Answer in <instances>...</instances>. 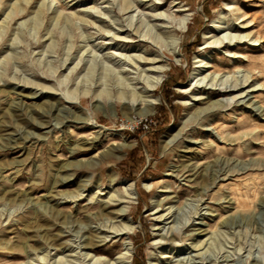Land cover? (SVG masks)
<instances>
[{
  "label": "rangeland",
  "instance_id": "374dc122",
  "mask_svg": "<svg viewBox=\"0 0 264 264\" xmlns=\"http://www.w3.org/2000/svg\"><path fill=\"white\" fill-rule=\"evenodd\" d=\"M120 2L0 0V264H65L57 262L59 255L75 260L86 249V224L104 219L96 216L101 201H63L61 195L76 193L86 178L84 194L100 186L107 190L112 184L108 172L117 177L115 189L121 191L126 179L137 190L129 210L137 224L130 233L131 264H150L157 250L173 245L182 252L175 248L167 259L186 257L189 249L183 244L196 236L190 233L196 226L191 220L200 203L207 232L196 238L211 235L204 247L208 258L264 264V0H137L127 12L119 10ZM230 2L240 9H226ZM178 4L188 9L178 11ZM222 10L225 19L236 23V31L257 39L230 45L227 53L209 45L206 33H218L212 24ZM155 12L165 15L155 18ZM183 13L187 25L172 31L179 37L177 54L165 46L161 53L158 44L127 23L133 14V23L140 17L158 24L152 32H165ZM235 13L242 16L236 19ZM157 53L165 70L150 92L155 103L115 98L119 85L142 89L145 75L139 69L147 64L138 56ZM197 57L212 63L207 71L224 78L250 74L252 103L203 110L221 95L203 88L205 81L194 85ZM30 80L55 88L34 93L23 86ZM193 93L199 97L191 99ZM141 117L149 128H132ZM41 120L52 123L50 130L40 126ZM15 138L17 144H7ZM188 165L198 168L197 175L185 171ZM214 172L218 177L213 179ZM68 174L69 179L56 184ZM157 201L162 207L154 213ZM169 205L173 220L166 225L180 220L182 225L173 241L160 246L153 243L158 236L155 216ZM103 234L93 235L95 248H87L113 257L122 237L107 233L104 239ZM248 250L260 260L247 256ZM49 251L51 258L42 260Z\"/></svg>",
  "mask_w": 264,
  "mask_h": 264
},
{
  "label": "bare ground",
  "instance_id": "6f19581e",
  "mask_svg": "<svg viewBox=\"0 0 264 264\" xmlns=\"http://www.w3.org/2000/svg\"><path fill=\"white\" fill-rule=\"evenodd\" d=\"M136 1L137 0H121L119 10L123 12L129 11L136 4ZM176 9L178 11L187 10L188 7L182 4H178V7ZM226 9L239 10L240 6L238 4H233L230 2V3H227ZM225 14H226L225 11L222 10L219 16L213 21V24H212L214 30H216L218 33L220 32L221 34L217 33V34H212L210 36V34L206 33L207 34L206 37H211V39L207 41L209 45H212L216 47L217 49L223 47L224 48L223 53H227L226 52V50H228L227 47H229L230 45H236L239 42H247V40L252 41V40L257 39V38L251 39L250 37H248L249 35L248 33H244V32L242 33L240 32L241 30L236 31V28H237L236 23L230 21L229 18L225 19ZM163 15H165L163 12H155L152 14V16H155V18L159 16H163ZM240 16H242V13H235L236 19H238ZM133 17L134 15L131 14L130 19L128 20L129 22L127 21V23L130 27L132 26V28L134 29L136 33L143 36L144 37L143 39H150V41H153L154 43L158 44L161 51H162V47L165 46L170 51V53H173V54L178 53L179 37L172 31L175 29H178V30L184 29L188 21L187 14L183 13L182 15L178 17V21H177L178 24L176 26L173 27L172 25H166L169 28L165 32L164 31L152 32V29L155 27H158V24L151 23L150 25L146 21H144L143 18H140V17L135 18V22L133 23ZM239 21H242V18ZM241 23H243V26H244V23L245 25H247L246 23H248V21L241 22ZM143 24L147 25V28L145 30H142V27H144ZM121 26L122 24H119V27H117L116 31L113 33V36L116 39L119 38V33L117 32L122 30ZM121 39L123 38H120V40ZM163 51L161 53H163ZM161 56L162 55L159 53L154 54L152 57H144L142 55H139L138 58L139 59L144 58V61L147 64V67L139 69V71L141 70V72H144L142 74H144L145 76L142 78L144 79L145 85L143 84V87L140 91L136 90L135 85L134 86L129 85V84H123L121 86L119 85L115 87L116 89L113 91L114 92L113 95L115 96V98L120 99L125 102L127 101V103L129 102L130 104H138L139 102H142V101L146 103L147 105H152L153 103H155L156 97L155 98L152 97L150 92L155 89V87L160 83V81L163 78V74L165 70V63L161 61L163 59ZM195 61H197L198 64H196V68H195L197 70V73L195 75L197 76L196 77L197 79L194 82V85L199 86L200 82L205 81V84H203V88L205 87L210 88L212 92H218V94L221 95V97L217 98L216 100H213L212 104L204 108L203 110L208 109L211 111V109H213L214 107H217L218 109L220 106L226 105L230 102L242 103L243 105H249L252 103L250 100L249 94L251 91H253V89H255V85L250 82V74L241 73V74H235L234 76H231V77L224 78L221 74H218V72L215 70L207 71L208 68L213 65L208 60H204V57H197ZM26 84H23V86H29L30 88H33L34 93H38L42 91H51L52 89L55 88L54 86H50L44 82H38V81H33V80L28 81ZM191 85L192 84L184 86V88L187 89ZM195 86H192V87H195ZM82 93L86 94L88 93V90L84 89ZM95 96L96 98L97 96H100L99 91ZM198 97L199 96H197L196 93H193V96H191V99L198 98ZM184 102L187 104L189 103V100L186 99L184 100ZM256 108H259V107H256ZM81 119L82 121H86L84 117H82ZM89 123H92V122H89ZM40 126L47 127L49 128L48 130H50V128L52 127V123L49 122L48 120H44V121L41 120ZM97 130L100 131V129H97ZM97 138H98V135H96L89 143L95 144V142L97 141ZM17 143L18 142L16 138L12 139V141H10V139L7 141V144H11V145H14ZM70 150L73 151V149H70ZM100 156L101 154H99V157ZM95 163L96 162L93 159H91V161L89 162L90 167L91 168L94 167ZM66 165L68 164L66 163ZM66 165L64 166L67 167ZM185 171H188L190 175H197L198 168L195 165L193 166L188 165ZM108 177L110 179L109 181L110 184L111 183L112 184L110 188L107 190H104V187L100 186L98 187V189L94 190L92 194H90L89 196L88 194H84L85 187L88 185V180H89V178H86V179H83L81 182H79L78 184L79 188H78V191H76V193L61 195V198H63V201H67V200L74 201V200H79L85 197L89 198L90 202L93 199L100 200L101 202H100L99 213L96 214V216L98 219L99 217L104 218V219H102V221L96 223L93 226L90 225L89 223L86 224L88 226V231L90 235L86 237L87 244H85L86 245L85 251H81L79 252L80 253L79 255L77 254L78 256H74L75 260L73 259L71 260L70 258H68V256L66 257V256L59 255L56 258L58 263L64 262L65 264H131L130 256L132 252L133 238L130 233L136 227L137 224H136V221H134L131 218L129 214L130 213L129 210H130L131 201L134 200V198H136L137 190L132 180L123 179L121 180V183L123 184L122 186L123 189L119 191L115 189L113 186L117 178L115 174H113V172H108ZM212 177L214 179L215 177H218V174L214 172ZM67 179H69V174L62 176L60 177V179L56 180V184L60 185L63 181ZM202 204L203 203H200V206H199L200 209L204 207V206H201ZM109 205H112L113 209H107ZM159 205L162 207V203H159L157 201V205H156L157 207L154 210V213L159 211V209H157ZM200 209L197 210L195 213L193 212L194 214L192 215V220H191V224L196 225V226L190 233L195 234L196 236L191 241H189V243L183 244L186 251L189 249L187 256L186 257L185 255L178 256L174 260L167 259L168 257L171 256V253L173 252V250L175 248H178L177 245L176 246L173 245L172 247L167 248L166 250H163V251L157 250V254L155 252V256L150 258V264H234L230 262L227 263L229 258L228 259H226V257L220 258L219 256L218 257L215 256L214 258H208V255L205 254L207 247L206 248L204 247L205 245L210 243L208 239L211 237V235L196 238L198 235H203V234H206L207 232L204 229V227L202 228V226L205 224V222L202 221L201 219L203 218L202 214H204V212H200ZM173 213L174 211L172 209V205H169L165 208L164 211L158 213L155 216L157 219V222L155 223V226L153 229L156 230L155 234L158 236H156L153 239V243L161 246L164 243H170V241H173L174 239L173 236L176 235L175 230L179 228L180 225H182L181 220L177 222L176 224L172 223V224L166 225L168 221L173 220V219L169 220V218L173 215ZM57 216L59 217V219L62 218L63 220L67 218L66 215L64 216L62 214H58ZM233 220L232 222H230L231 224L233 223ZM227 223L229 222L228 221L224 222V224L226 225ZM102 232L104 234L110 233L115 237L116 236H118L119 238L122 237V240H121L122 247L118 251V253L113 257L109 256L108 254L95 253L91 249H89L90 247L95 248V246H93L94 242L91 241L94 238L93 235L100 236L99 234ZM104 234H103V238L105 239L106 235ZM211 243H212V240H211ZM241 248H242L241 246L238 247V252L240 251ZM175 251H178L177 254L182 252L181 248L175 249ZM246 254L247 256L251 255V257L257 261L260 260L259 257L252 254L250 250H248ZM50 256H51L50 251L46 252L42 256V260H49V258H51ZM56 260L54 259V261ZM163 260H168V261H163ZM240 264H243V263H240Z\"/></svg>",
  "mask_w": 264,
  "mask_h": 264
},
{
  "label": "built area",
  "instance_id": "2783aa9c",
  "mask_svg": "<svg viewBox=\"0 0 264 264\" xmlns=\"http://www.w3.org/2000/svg\"><path fill=\"white\" fill-rule=\"evenodd\" d=\"M138 125H142V127L145 129L149 128V122L147 121V119H143L142 117L139 119H136L135 122L132 125L133 127H138Z\"/></svg>",
  "mask_w": 264,
  "mask_h": 264
},
{
  "label": "trees",
  "instance_id": "16d2710c",
  "mask_svg": "<svg viewBox=\"0 0 264 264\" xmlns=\"http://www.w3.org/2000/svg\"><path fill=\"white\" fill-rule=\"evenodd\" d=\"M134 264H138V262L135 261Z\"/></svg>",
  "mask_w": 264,
  "mask_h": 264
}]
</instances>
